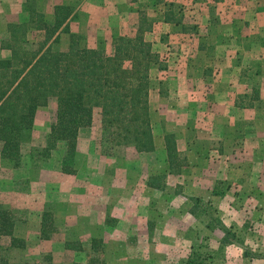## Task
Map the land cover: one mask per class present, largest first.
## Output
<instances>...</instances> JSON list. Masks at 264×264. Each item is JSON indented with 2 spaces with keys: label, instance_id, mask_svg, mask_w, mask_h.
<instances>
[{
  "label": "crops",
  "instance_id": "0c3cea01",
  "mask_svg": "<svg viewBox=\"0 0 264 264\" xmlns=\"http://www.w3.org/2000/svg\"><path fill=\"white\" fill-rule=\"evenodd\" d=\"M135 1L129 0L118 4L116 0H78L76 2L72 0L73 3L68 0L67 4L78 5L74 10L72 20L75 18L85 21V12L104 14L98 17L100 22L95 23L97 26H93V29H99L100 35L103 34L105 40L111 35L118 36L128 31L125 10L130 9V13H137L139 7L135 6ZM140 1L147 4V0ZM166 1L152 2L150 0L148 2L154 5L159 14L162 13L160 20L154 23L153 30L149 33L156 37L153 43L159 53L160 62L166 63L165 65L161 63L162 66L157 65L153 69L156 85L150 93V109L151 114L154 112L159 115L160 112H156L160 108L159 98L167 97L170 92L169 88L164 90L159 85L162 79L173 76L174 82L179 81L181 77L182 80L185 79L191 94L186 90L184 98H177V104L170 99L167 100V106L172 109L178 106L182 112L188 113L179 114L169 121H165V117L155 119V121L153 119L155 123H159V126L162 123L163 127L156 136V151L144 153L142 157L148 160L146 164L144 161L141 162L142 166L135 162H132L130 166H121L117 163L116 166L111 167L112 178L108 179L107 170L101 169V166L97 169L91 162V158L86 156V164L80 167L77 174L57 171L61 179L57 181L56 186L50 187L52 193L47 190L42 191L40 195L30 197L31 204L35 207L29 205L31 209H29V216L23 229L25 234H21L22 229L18 231V235L16 234L25 239L26 246L14 249H20L17 252L21 254L28 253L26 260L32 254L31 245L33 244L38 247L35 251L38 255L49 251L53 255V264H100L92 259L93 249L89 243L91 244V238L92 241L93 238H101L108 243L104 264H138L137 258L140 254L128 246L125 238H117L113 234L121 229L128 233H124L127 236L133 233L149 235L147 223L156 207L154 197L156 188L148 183L149 178L155 175L156 171L151 172L149 169L159 166V163L161 166H167V171L163 168V173L168 176L172 173L170 165L166 162L165 135L167 133L175 134L178 151H182L184 156L190 160V164L195 165V171L191 168L192 166H188L190 171L178 174L183 175L178 182L185 188L193 186L194 190L208 188L203 195L190 192L191 195L214 198L216 194L213 190L220 180L234 179L235 172L238 174L253 173L251 168H253L252 162L254 161L260 160L264 164V145H262L264 143V3L262 0H258L256 4L250 0H245L244 3V0H194L196 4L199 2L202 11L206 9V13L203 14L202 27L192 34L191 45L186 43L191 49L187 53V56H190L188 64L184 67L179 62L181 52L184 50V41L187 38L184 36H187V32L180 29L182 23L164 20L162 15L168 9L165 5ZM170 1H172L170 5L177 18L178 16L183 17L185 4L188 1L193 2L192 0ZM27 2L28 0H0V47L1 43L7 41L10 25L28 20L29 16L26 17L25 13L28 8ZM220 3H224L225 8L215 7ZM57 4L62 3L54 0L47 4V8L52 9ZM238 4L244 5L239 7ZM134 7L135 10H132ZM109 8L112 10L110 13L113 12L110 15L116 16L114 25L108 24ZM37 10L41 12L40 9ZM79 12L82 13L78 15ZM72 20H70V29L75 32L76 27H79L76 23V27H72L74 23ZM160 26L167 28L168 37L176 39L177 41L172 40V42L178 45L170 46L168 47L170 49L162 51V40L155 35L158 32L156 29ZM96 33L98 30L95 31ZM4 52L10 54L9 50L0 49V56H8ZM196 78L200 79L196 81ZM201 84H208L207 88L212 92L211 101L199 95L203 91L199 86ZM180 88V86H175L171 91H180ZM256 91L259 92V98L252 101L251 97H255ZM202 107H206L203 109L206 111L204 115L199 113ZM257 108H260L259 111L262 110V112H258ZM42 109L43 106H40L36 114V128L39 126L38 117ZM238 124L241 126L238 127ZM181 125L184 127L181 128ZM174 126H179V131L175 130L174 133L170 130ZM239 128L241 130L237 131ZM44 130L47 132L48 127ZM236 139H242L240 140L242 142L238 144ZM240 144L241 146H238ZM1 148L2 143L0 142V167H4L11 162L2 158ZM238 160L240 163L236 164ZM13 168L17 180L21 176L32 178L36 172H42L41 176L44 180L48 179L46 175L50 176L46 168L35 169L30 165L17 168L13 166ZM185 168L187 165L182 167L183 170ZM259 175H264V169ZM71 177L73 179H70ZM45 183H47L46 180ZM261 197L255 199L264 203V197ZM161 201L165 202L164 196ZM48 202H56L54 210L57 213H64L62 218L55 215V224L66 226L67 233L62 237L55 235L49 239L40 237L42 213ZM108 204L116 209L125 205L123 215L117 219L113 218L115 222L111 224L112 226H108V219L113 220L110 218ZM131 205L135 210L130 208ZM80 207L88 208L85 212L86 216L79 211ZM28 229H30L29 233ZM149 250L151 249L147 248L148 253ZM155 257L156 255H153L151 259L154 260ZM143 263L148 264V260L146 262L142 259Z\"/></svg>",
  "mask_w": 264,
  "mask_h": 264
},
{
  "label": "rangeland",
  "instance_id": "374dc122",
  "mask_svg": "<svg viewBox=\"0 0 264 264\" xmlns=\"http://www.w3.org/2000/svg\"><path fill=\"white\" fill-rule=\"evenodd\" d=\"M53 1L54 0H28L26 4L28 8L25 12L27 16H25L28 17L30 14V8L34 7L35 9H40V11L44 13L48 21H54V7L52 9L47 8V4ZM58 1L62 4L69 3L68 0ZM76 1L78 0H75V2ZM116 1L119 4L120 2L126 3L129 0ZM151 1L155 2L156 0ZM192 1L193 2L188 1V3L185 4V10L184 12H182L183 17L180 18L178 16V18H180V23H182L184 31L187 32V36H184L187 37L186 41H184V50L181 52L183 57H180L181 61L179 62V64H183L184 67L187 66L188 58L190 57L187 56V53L190 52L191 48H189L187 44L190 43L191 45V38H193L192 34L196 32L198 28L200 30V27H202V22L204 21L203 14L206 13V9H203L202 11V9L200 8L199 2H197L196 4L194 0ZM250 1L256 4L258 0ZM73 2L71 0V3ZM135 2L136 5H134L139 7L137 13H130V9L128 11L125 10V12H127L125 13V16L127 18L126 22L128 30L125 34H133L137 31L140 21V10H144L146 16L155 22H158V20H160V14H162H159L156 11L154 5L148 4L150 0L146 1L148 5L141 2L140 0H136ZM244 2L246 1L244 0L243 3ZM262 2L264 3V0H262ZM166 3H172V1L167 0L165 2V5H167ZM212 4H214V2ZM238 5L240 7L244 4ZM217 6L225 8L224 3L215 5V7ZM72 7L75 10L78 5L74 4ZM124 8L125 7L123 6V9ZM132 10H135V7L132 8ZM111 11L112 10L109 8L107 12L108 15L113 13H110ZM81 13L82 12H79L78 15ZM103 15L104 14H102L101 12H85V21H83L82 19L76 20L74 18L72 27L75 28L77 25L79 28L76 27V31L73 33L80 35L81 45L96 48H105L106 51L111 52L113 49L112 41L116 36L111 35L104 40V35H100V30L97 29L98 33L95 34V31L97 30L93 29V26H97L95 25V23L100 22L98 20V17H102ZM115 19V15H110V17H108V24L114 25L116 23ZM186 27L189 29H186ZM156 30L158 32L155 35H157V37L161 38L162 40V51L170 49L168 48L170 46L173 47L175 45H178L177 43L175 44V42H172V40L177 41L176 39L168 37L169 34L166 33L167 28H162L160 26V28H157ZM92 31H94V33ZM41 35V31L35 32L34 30H30L27 33L26 38L30 41V43L36 44L39 40L42 39ZM146 37L153 42L156 41V37L152 36V34L150 33H147ZM70 39V33L62 32L60 40L52 43L53 49H67L70 44ZM154 48L156 49L155 45ZM4 54L8 55L7 52H4ZM175 61L178 62L177 60ZM161 63L164 65L166 64L163 62L155 63L153 65V69L156 68L157 65L162 66ZM154 72L155 71H153V73ZM198 79L200 78H196V81H198ZM175 86H180V91H171ZM199 86L200 89H203V91L201 90L202 93H199V95L202 98H206L211 101L212 92L209 90V88H207L208 84H201ZM159 87H162L164 90H166V88H169L170 92L168 93L167 97L159 98L160 108L157 109L156 112L159 111L160 113L159 115L155 114L154 112V114H151L154 121L155 119L157 120L158 118L161 119L163 117H165V121H169L179 114L182 115L183 113H188L186 111L182 112V109L178 106L177 108L176 106H174L176 109H172L167 106V100L170 99L177 104V98H184V95H186L184 92H186V90L189 92V94H191V91L188 90L187 82L185 79L182 80L181 77L179 81L176 80V82H174L173 76L170 78H166L165 80L162 79ZM55 105L56 100H51L49 105L43 106V109L39 112V126H37V128L35 127L36 133L34 134V144L46 143V139L44 140L43 135H45L48 131L46 132L44 128L48 127V123H50L51 110ZM204 108L206 107H202L200 109L199 113H201V115H204V113L206 112L205 110V112L203 111ZM257 109L258 112H262V110L259 111L260 108ZM102 119L103 116L101 108L96 107L94 112V122L92 126L82 128L80 131L78 141L79 144L77 147L75 161L78 171H80V167L86 164V156H89L91 158V162L94 166L97 167V169L99 168V166H101V169L105 168L107 170L108 179L112 178L111 174L113 170L111 167L116 166L117 163L121 166H130L132 162H135L137 165L142 166V164L140 163L144 161V163L146 164V161L148 159H146V157L143 158L145 154L137 153L133 146L128 144L116 146L112 151L114 153L113 156L109 155V153L111 152V143L109 142L111 133L110 131L104 130ZM47 121L49 122L47 123ZM156 124L159 125L158 122H156ZM237 126L240 127L241 125L238 124ZM159 127H163L162 123H160ZM182 127L184 126L181 125V128ZM178 129H180L179 126H174V128L170 130H173L175 133V130L179 131ZM239 130H241V128L237 129V131ZM205 137H207V135H205ZM32 139H34V137ZM236 140L238 144L242 142L240 141L242 139ZM34 144L33 142L30 143L29 147H32V145ZM262 145H264V143ZM238 146H241V144ZM103 151H105L106 153H104ZM58 154L59 153L54 152V154L48 160H40L38 161V166L34 167L35 169H48V171L50 172V176H45L48 178L45 179L47 183H45L44 178L41 176L42 172L34 173V176L32 178H28V176L24 178V176H21L18 178V180L15 179V175L13 172L14 168L12 166L13 162L11 161V163L8 164L11 166L7 165L4 167H0L2 169L0 174V205L12 207L13 209H20L23 212H26L27 210L28 215H26L25 213L24 214L26 216H29V209H31L29 207V205L31 204L30 197L40 195L42 191L46 192L47 190L50 191L49 193H52L50 187L56 186L58 183L57 181L61 179L60 176H58V173H56L58 171L56 167H58L59 160L61 158V154ZM176 163H178V165L174 166V170L169 176L168 174L163 173V168H165V170L167 171V166L165 165L161 166L158 163L159 166L153 168L151 167V169H149V171L151 172L156 171L155 175L158 176L157 184L160 183L161 185H165L163 189H154L156 207L150 214L147 223L149 235L143 236V234L133 233L127 236L124 234L127 232H124L121 229H118L121 232L116 231L113 234L117 238H125L128 246L132 247V249L140 254L137 258V260L139 261L138 264H142V259H145L146 262L148 260V264H264V203L260 200L255 199L259 196H262L261 198L264 197V175H259V173L261 174V171L264 169V164L260 160H258V162L254 161L252 162L253 168H251L254 171L253 173L243 172V174H238L237 172H235L234 179L224 178L220 180L218 183H216L215 190L217 191V194L214 196V198H212L210 196H195L190 194V192H198L199 194L203 195L208 191V188L194 190L193 186L185 188L180 182H178L180 178H183V175L178 174H182L184 172L187 173L188 171H190V168H188V166H192L191 168L193 170L195 168V165L190 164V160H188L184 156V153L182 151H178ZM237 163H240V160H238L236 164ZM26 165H30V161L25 159L23 166ZM184 165H187V168L183 170L182 167ZM70 179H73V177H71ZM163 196L165 202L161 201ZM190 196L202 197V199L204 200V204L200 206L198 202L191 199ZM55 203L48 202L44 208V210L53 211V224H55V215L60 218L64 217V213H57L56 210H54ZM31 205V207H35L34 204ZM108 206L110 218L117 219L119 216L123 215L125 205H123L124 207L120 206L119 209H116L113 205L108 204ZM130 208L135 210L132 205L130 206ZM79 211L82 214L84 213V216H86L85 212L88 211V208L86 207V209H83L82 207H80ZM24 214L23 217H25ZM26 221L27 219L18 223V228L16 230L17 235L20 229H22L21 234H25V231L23 229ZM113 222H115L114 219H108V226H112L111 224H113ZM220 223H223L227 227V235L220 228H212L214 225H219ZM53 227L54 228L52 230V235L62 237L63 234L65 235V233H67L65 231L66 226L64 225L57 226L55 224V226L53 225ZM29 231L30 229H28V233ZM140 233H142V230H140ZM224 237L230 240L225 245H221L220 243ZM93 239L94 240L92 241L91 238V244L89 243V246L91 245L93 249L92 259H95L100 264H104L108 243L101 238ZM31 247L32 254H30V257L27 260L26 258L28 257V253L21 254L17 252V250H20L21 247H14L20 248L17 250L11 248L9 251L11 264L54 263L52 261L53 255H51L49 251L42 252L40 255H38V253L35 252L38 247L33 244L31 245ZM147 248L151 249L149 250V253L147 252ZM153 255H156L154 260L151 259Z\"/></svg>",
  "mask_w": 264,
  "mask_h": 264
},
{
  "label": "trees",
  "instance_id": "16d2710c",
  "mask_svg": "<svg viewBox=\"0 0 264 264\" xmlns=\"http://www.w3.org/2000/svg\"><path fill=\"white\" fill-rule=\"evenodd\" d=\"M166 4L164 20L179 23L170 3ZM139 15L137 31L114 37L111 52L81 45L80 35L70 29L74 17L70 4L55 5L52 22L32 7L27 21L10 25L7 41L0 47L10 51L6 57L0 56V142L4 160L13 162L15 168L23 166L25 159L37 167L38 161L48 160L56 152L61 154L57 170L77 174L80 131L92 126L96 107L101 108L104 130L111 133L109 155L113 156L114 148L122 144L133 146L139 154L156 151V136L162 127L152 119L150 93L156 85L153 65L160 63V58L153 41L146 37L155 21L144 10ZM30 30L42 32L36 44L26 38ZM62 32L70 33V44L65 50H54L52 43L60 40ZM254 96L252 101L259 98V92ZM51 100H56V105L51 110L48 132L43 135L46 143L34 144L38 108ZM165 140L166 162L173 172L178 165L176 136L167 133ZM157 177L152 175L148 183L163 189L165 185L157 184ZM213 193L217 194L215 188ZM190 198L200 206L204 204L200 197ZM24 213L28 215L27 210L0 205V264H11V248L26 246L25 239L16 235L18 223L28 217ZM53 215L49 210L42 213V239L52 236ZM216 227L227 235L223 223L212 228ZM229 240L224 237L220 244Z\"/></svg>",
  "mask_w": 264,
  "mask_h": 264
}]
</instances>
